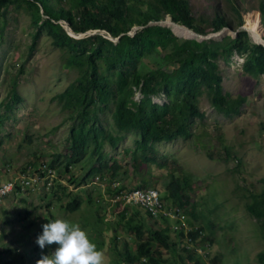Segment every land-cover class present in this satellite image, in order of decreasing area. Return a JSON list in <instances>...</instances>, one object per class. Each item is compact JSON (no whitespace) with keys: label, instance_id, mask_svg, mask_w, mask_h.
<instances>
[{"label":"rangeland","instance_id":"obj_1","mask_svg":"<svg viewBox=\"0 0 264 264\" xmlns=\"http://www.w3.org/2000/svg\"><path fill=\"white\" fill-rule=\"evenodd\" d=\"M189 1L194 17L209 35V23L216 14L222 15L232 28L240 29L234 9L237 7L251 42L264 44V36L252 28L253 19L262 26L257 9L264 0ZM50 4L55 9L72 8L71 0H50ZM33 20L34 11L25 4L20 8L10 5L0 16V182L13 180L25 171L33 174L35 169H53L51 165L55 166V178H51L55 182L48 187L43 179L37 191L9 195L0 205V264H36L42 256H51L58 245L41 249L36 240L43 232L42 226L55 219L78 223L104 252L106 264H126L120 253L128 250L135 255L139 245L150 239L155 230L166 231L170 241L168 247L152 242L153 259L160 264H196L187 259L184 248L196 252L197 264H215V258L221 264H261L264 240L260 223L247 206L253 203V194L264 191V76L245 73V57L240 54L235 53L228 61L220 57L224 93L234 98L246 97L240 114L229 117L219 113L204 92L198 105L205 119L194 122L192 138L154 144L149 153L157 163H144L141 151L135 153L139 136L117 130L111 104L101 114V125L107 133L124 139L116 148L106 144L102 154L110 164L119 163L116 178H109V173L105 178L88 176L97 164L89 150L82 162L67 171L66 159L72 153L70 131L75 121L57 97L68 89L77 93L74 83L80 72L66 67L69 52L56 48L46 33L31 50L37 30ZM166 26L181 39L205 40L183 34L179 29L185 28L171 21ZM136 28L142 30L134 27L129 32L131 36ZM79 36L75 39L92 35ZM233 37L229 34L223 41L214 39L212 43H225ZM156 56L143 60L141 74L163 65ZM14 85L20 100L12 99ZM141 98L137 93L135 99ZM153 102L163 105L168 101L160 95L153 97ZM58 156L61 161L54 163ZM175 176L183 181L186 177L188 184L183 182L186 191L182 203L165 201L173 211V217L167 220H153L143 209L126 205L122 199L137 187L155 189L163 195ZM84 177L87 180L82 184ZM121 188L125 190L118 194ZM76 198L82 206L71 213L67 205ZM126 209L129 212L122 217ZM137 225L144 227L141 237L134 231ZM200 227L203 234L192 243L186 236ZM143 264L150 263L145 260Z\"/></svg>","mask_w":264,"mask_h":264},{"label":"trees","instance_id":"obj_2","mask_svg":"<svg viewBox=\"0 0 264 264\" xmlns=\"http://www.w3.org/2000/svg\"><path fill=\"white\" fill-rule=\"evenodd\" d=\"M71 2L72 8L66 10L62 7L55 9L50 0H0V16L3 9L10 5L20 8L25 4L34 11L33 26L37 30L33 36L31 50L36 48L41 36L46 33L56 48L69 52L66 67L75 68L80 72V77L74 83L77 93L73 94L68 89L57 97L75 121L70 131L69 143L72 153L66 159L67 171L82 162L89 150V155L97 159V164L90 169L88 176L105 178L109 173V178L112 180L116 178L120 169L119 163L115 161L110 164L102 154L106 144L116 148L124 139L107 133L101 125V114L111 104L114 105L113 121L117 130L120 133H134L139 136L135 153L141 151L140 157L144 163H157L149 153L154 144L192 138L194 122L205 119V113L198 105V100L204 92L219 113L229 117L240 114L246 97L234 98L224 93L223 78L218 64L220 57L228 61L235 53L240 54L245 57L243 65L245 73L264 76V47L253 44L245 31H240L237 38H228L225 43H208L181 39L166 27L148 26L152 22L170 17L177 25L181 24L180 26L183 25L184 28L199 35H209L207 29L194 17L189 0H71ZM234 9L240 20L239 27H242L244 23L239 10L237 7ZM42 10L48 19L43 16ZM257 11L260 13L263 26V1ZM59 21L68 22L76 34L105 31L115 39L123 36L117 44L99 35L75 39L56 23ZM209 25L211 33L232 28L220 14H216ZM134 27L143 29L130 36L129 32ZM154 55H157L156 58H159L163 65L141 74L143 60ZM12 93V99L20 100L16 85ZM137 93L142 96L140 102L135 100ZM160 95L166 97L168 101L166 104L153 102V97ZM61 159L62 157L58 156L54 163H59ZM51 168L55 169V166L51 165ZM41 170L42 168L35 169L33 174ZM26 172L32 173L31 171L22 173ZM86 180L87 177H84L81 180L82 184ZM54 182L55 180L53 186ZM183 182L188 184L186 177L184 181L179 177H173L165 194H160L164 204L169 199L175 203H182L186 191ZM123 190L125 188H121L118 194ZM252 199L254 201L247 206V210L259 221L264 240V191L261 194H253ZM81 206V202L76 198L67 205V209L74 213L79 211ZM127 212L128 209L122 217L127 216ZM147 215L153 219L148 213ZM133 228L137 236L144 235L143 226L137 225ZM202 234L203 229L200 227L190 231L186 237L192 243H196ZM153 241L167 247L170 242L166 231L155 230L150 239L139 245L135 255L128 250L120 253L121 261L126 264H143L146 260L150 264H160L153 259L155 254ZM184 251L187 253V259L196 261L197 264L196 252L186 248ZM259 262L264 264V252L260 254ZM213 263L221 264L217 258L213 259Z\"/></svg>","mask_w":264,"mask_h":264},{"label":"clouds","instance_id":"obj_3","mask_svg":"<svg viewBox=\"0 0 264 264\" xmlns=\"http://www.w3.org/2000/svg\"><path fill=\"white\" fill-rule=\"evenodd\" d=\"M32 191L12 194L21 195ZM42 227L43 232L36 240L39 247L41 249L50 245H58V247L51 256H42L36 264H106L104 252L97 248V245L90 240L88 233L78 223H72L65 219H55Z\"/></svg>","mask_w":264,"mask_h":264},{"label":"built area","instance_id":"obj_4","mask_svg":"<svg viewBox=\"0 0 264 264\" xmlns=\"http://www.w3.org/2000/svg\"><path fill=\"white\" fill-rule=\"evenodd\" d=\"M239 61H241L242 64L244 63L243 59H239ZM140 100L136 101L140 102ZM53 172V169L42 170L39 174L26 172L18 174L13 180L0 183V205L12 193H25L40 188L39 184L43 179H46V186L51 187L55 180H51V178H55ZM145 190L147 189L128 191L123 195L122 199L126 205L142 208L155 219H167L173 217V211L171 212L170 208L165 206L161 199V195L157 190Z\"/></svg>","mask_w":264,"mask_h":264},{"label":"water","instance_id":"obj_5","mask_svg":"<svg viewBox=\"0 0 264 264\" xmlns=\"http://www.w3.org/2000/svg\"><path fill=\"white\" fill-rule=\"evenodd\" d=\"M42 14H43V16L46 18V19H48V17L43 13V10H42ZM170 20H171V18H170ZM57 24H60L65 30H66V32H67V34L69 35V36H71V37H73V38H80V36H75V35H83V34H76L75 33V35H72L71 33H73L74 34V32L72 31V29L70 28V25H69V23L68 22H65V21H59V22H56ZM153 25H160V26H162V27H164V25H163V23L162 22H152V23H150L148 26H153ZM141 29H143V28H141ZM138 30V28H136V29H134L133 30V35L132 36H134L135 34H136V31ZM172 31V30H171ZM191 31H193V30H191ZM221 31H229V32H231V35H233L234 37L233 38H237L238 37V33L240 32V31H245V32H247L248 33V35H249V37H250V33H249V31L245 28V25H243L240 29H238L237 31H233L231 28H224V29H222ZM221 31H218V32H216V33H212V34H210V35H206V36H203V35H199V34H197V33H195L194 31V33L195 34H197V35H199V36H201V37H203V38H207V39H209L208 41H203V40H194V41H198V42H208V43H212V37L214 36V35H216V34H218L219 32H221ZM71 32V33H70ZM173 32V31H172ZM107 34H109L108 32H106ZM173 34L175 35V36H177L174 32H173ZM87 35H99V36H102L103 38H105V39H107V40H109V41H112L113 43H115V44H117L119 41H120V38L123 36H120L119 38H117V39H115V38H113L110 34V37L108 38V37H104L101 33H99L98 31H95V32H90V33H87ZM130 35V34H129ZM131 36V35H130ZM178 37V36H177ZM193 40V39H192ZM219 41H223V39H218ZM255 44H256V42H255ZM256 45H258V46H263L264 47V45L263 44H256Z\"/></svg>","mask_w":264,"mask_h":264},{"label":"bare ground","instance_id":"obj_6","mask_svg":"<svg viewBox=\"0 0 264 264\" xmlns=\"http://www.w3.org/2000/svg\"><path fill=\"white\" fill-rule=\"evenodd\" d=\"M253 12H255V11H253ZM260 15V14H259ZM256 17V16H255ZM260 17V16H259ZM251 18V17H250ZM255 19H253V21H252V28H253V31H255V33L256 34H258V35H261V36H264L263 35V33H262V29H261V27H263V26H260V22L259 21H254ZM260 20H261V18H260ZM167 21H171L172 22V20H170V19H168ZM166 21V22H167ZM244 21H245V19H244ZM166 22H164L163 23V25L164 26H166ZM173 23V22H172ZM173 24H175V25H177L176 23H173ZM181 25V24H180ZM244 25H245V22H244ZM261 25H262V22H261ZM183 26V25H182ZM166 27H168V26H166ZM177 27H179L178 25H177ZM184 27V26H183ZM169 28V27H168ZM179 28H182V27H179ZM246 28V27H245ZM170 29V28H169ZM247 29V28H246ZM264 29V28H263ZM180 30V32H182L183 34H187V35H197V34H195V33H193V31H191L190 29H186V27H185V29H179ZM190 30V31H189ZM248 30V29H247ZM173 31V30H172ZM93 32H95V31H93ZM99 33H101L104 37H110V35L109 34H107L105 31L104 32H102V31H98ZM71 33V32H70ZM193 33V34H192ZM72 35H75V33L73 34V33H71ZM229 34H231V32H229V31H221V32H219L218 34H216V35H214L213 37H212V40L214 41V39H224L227 35H229ZM223 35H225L224 37H223ZM75 36H79V35H75ZM197 36H199V35H197ZM201 37V36H200ZM250 38H251V36H250ZM185 39V38H184ZM209 39H207V38H205V40L204 41H208ZM264 45V44H263Z\"/></svg>","mask_w":264,"mask_h":264}]
</instances>
